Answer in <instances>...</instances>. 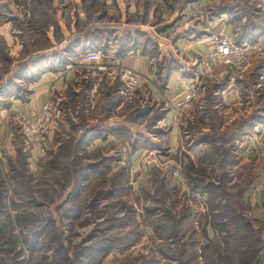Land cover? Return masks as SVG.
<instances>
[{
  "label": "rangeland",
  "instance_id": "obj_1",
  "mask_svg": "<svg viewBox=\"0 0 264 264\" xmlns=\"http://www.w3.org/2000/svg\"><path fill=\"white\" fill-rule=\"evenodd\" d=\"M145 1L0 0V264H264V0ZM144 6L142 29L160 49L134 44L120 55L113 33L95 34L97 23L129 15L137 25ZM221 19L230 34L215 25ZM248 26L257 38L245 44L261 50L243 70L203 62L213 35L236 40ZM166 30L210 47L182 58L180 99L168 82L175 59L161 51L175 42ZM134 53L156 79L123 64ZM68 68L65 89L39 112L19 107L42 75ZM123 68L139 78L128 102L114 76ZM186 93L192 101L178 107ZM46 105V140L28 146L20 121ZM71 173L85 175L77 196ZM183 241L194 256L181 253Z\"/></svg>",
  "mask_w": 264,
  "mask_h": 264
},
{
  "label": "crops",
  "instance_id": "obj_2",
  "mask_svg": "<svg viewBox=\"0 0 264 264\" xmlns=\"http://www.w3.org/2000/svg\"><path fill=\"white\" fill-rule=\"evenodd\" d=\"M125 1V0H124ZM215 2V0H203V5H209L211 3ZM134 5V4H133ZM196 2L193 4H189L188 7L185 10V13L190 17L193 15V12L196 10ZM135 7V5H134ZM135 9V8H133ZM122 12V11H121ZM134 12V10L132 11ZM112 13V12H111ZM122 16H126L125 11L122 12ZM166 15H164V18ZM126 18H124L125 21ZM121 21V22H124ZM224 19H221L219 22H217L215 25L219 27L220 29H223L226 33L230 34L232 32V27L228 24H226ZM159 26V25H158ZM168 30V29H167ZM165 33H169V38L174 39L175 42L172 41H166L161 42L160 45L161 51L164 53L163 57L170 56L173 59H175V63L173 65H176V69L172 71L169 75L168 82L170 83V89H172L173 93L177 96H173L172 98H179L183 94V88L185 87V83H188L186 79H181L183 77L182 71L186 72L188 71V68L183 69L182 65H186V62L182 61V58H185V60L192 61L194 57H199V55H202L206 53L209 50V44L207 42L203 41H193V42H187L185 40H178L176 39L177 35L175 37H172V30L167 31ZM264 43V40H263ZM164 50V51H163ZM167 51H170L172 54H168ZM123 64L132 67L134 70L139 71L144 78L149 80L150 82L156 79V69L150 68L151 65L150 62L147 63V58L140 55V53H134L133 55H129L125 57L122 60ZM188 64V63H187ZM192 64V63H189ZM180 66L182 68H180ZM180 70V71H179ZM69 73L63 72V73H46L41 76V78L38 79L37 82L33 84V90L34 93L31 96V99L28 103H26V106H19L23 109L24 112L29 114L37 113L41 110L42 106L51 99L52 96L57 94L60 89H65V84L70 80L69 77H71V68H68ZM154 71V72H153ZM180 76V77H179ZM72 78V77H71ZM63 83V84H62ZM175 84V87L173 86ZM67 86V85H66ZM177 87V88H176ZM172 93V92H169ZM59 94V93H58ZM174 95V94H173ZM163 96V95H162ZM232 100V99H231ZM18 103V101H16ZM15 102L12 104L17 105ZM191 105V104H190ZM173 114V113H171ZM170 117V115H169ZM94 123V122H93ZM172 123V138L177 137V126L174 125L172 120L170 121Z\"/></svg>",
  "mask_w": 264,
  "mask_h": 264
},
{
  "label": "built area",
  "instance_id": "obj_3",
  "mask_svg": "<svg viewBox=\"0 0 264 264\" xmlns=\"http://www.w3.org/2000/svg\"><path fill=\"white\" fill-rule=\"evenodd\" d=\"M210 40L215 48L209 52L203 62L217 61L238 71L243 70L249 65L261 50L259 44H239L233 37L224 33L213 35ZM114 76H119L122 82V87L119 92L123 100L127 102L133 100L134 93L139 86L138 76L128 68L121 69ZM192 99L193 95L186 93L177 106L183 107L190 103ZM52 114L53 110L51 106L46 105L43 108L41 116L34 117L33 119H21L19 124L21 128L19 130L26 145H37L46 140L47 134L49 133V125L47 122L51 119ZM174 177H179L177 171L174 172Z\"/></svg>",
  "mask_w": 264,
  "mask_h": 264
},
{
  "label": "trees",
  "instance_id": "obj_4",
  "mask_svg": "<svg viewBox=\"0 0 264 264\" xmlns=\"http://www.w3.org/2000/svg\"><path fill=\"white\" fill-rule=\"evenodd\" d=\"M148 3H149V0H146L145 1V5H148ZM146 11V12H145ZM143 13L145 14V16H144V14H140V15H142V16H136L137 18H138V23H137V25H135V23L134 22H131L132 21V19L130 18L132 15H129L128 16V21H127V23H125V24H122L120 21L117 23V25H113V26H109V24L107 23V22H104V23H102V24H98L97 23V28H95V29H97V30H95V31H97L95 34L96 35H98V33H103V32H105V31H107V32H110V33H113V35H115V38L117 37V40H118V42H119V44H120V51H119V54L121 55V54H126L127 52H128V50H133V48L130 46V45H134V44H136L137 45V47L136 48H138V47H143V48H141L142 49V52H145L146 51V49H149V46H150V44H154V45H157V47L159 48V44H158V42H156L154 39H153V42H152V38L150 39L149 37H148V34H146L144 31H143V25L145 24V21H146V18L148 17V15H149V8H148V10L145 8V6H144V8H143ZM133 18H135V17H133ZM129 23H132L131 25H132V27L130 28L131 30H125V29H127L126 28V24H129ZM100 26H102V27H100ZM99 27V28H98ZM249 27L250 26H248V29L245 31V33H243V34H239L238 33V35L236 36V42L237 43H239V44H245V43H248V41H251V40H253L255 37H256V35H254L253 36V34L252 33H250V32H252V30L251 29H249ZM127 31V32H126ZM141 37L142 38V41H139V38H137V40H135V41H132V40H134V37ZM97 37V36H96ZM146 37V38H145ZM143 38H145V39H143ZM257 38V37H256ZM255 38V39H256ZM254 39V40H255ZM144 41V42H143ZM85 42H87V41H85ZM89 42L90 43H88L87 42V44H92L93 46H94V48H96L95 50H105L104 48H105V44H101V43H95V41H94V39L92 38V39H90L89 40ZM155 42V43H154ZM82 43V42H81ZM77 41H75V42H73V46H77ZM97 47H100V48H97ZM76 48H78V47H76ZM76 48L74 47V49L76 50ZM72 48H70V54L72 55V57H73V53H74V49L73 50H71ZM160 49V48H159ZM175 68H176V65H175ZM172 69V68H171ZM171 69H167V71H168V73L171 71ZM96 128V127H95ZM124 128V127H123ZM124 129H127L126 127L124 128ZM95 130H98V128H96ZM102 132H103V128L102 129H100ZM83 141H84V139H79L78 141H77V143L76 144H82L83 143ZM71 175V177H72V179L73 180H75L76 181V183H75V188L77 187V189H74L73 191L75 192V196H77L78 194H79V189H80V187L83 185L82 184V181H84V180H86L84 177H85V175H83L81 178H79V179H76V178H74L73 177V175H74V173H71L70 174ZM80 180H81V182H80ZM178 223H181V222H178ZM164 229H170V226H167V227H164ZM184 243H181V244H178V247H181L182 248V254H185V255H188V254H191L192 256H194V254L191 252V253H188L187 252V250H186V247H188L189 246V243H185V241H183ZM166 246H168V245H166ZM169 247V246H168ZM177 254H180V253H177Z\"/></svg>",
  "mask_w": 264,
  "mask_h": 264
}]
</instances>
